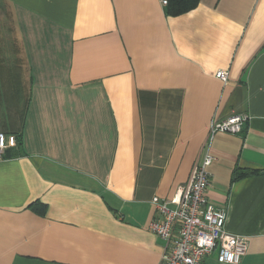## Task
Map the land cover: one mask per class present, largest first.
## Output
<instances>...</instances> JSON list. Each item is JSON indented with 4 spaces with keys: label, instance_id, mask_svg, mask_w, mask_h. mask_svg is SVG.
<instances>
[{
    "label": "crops",
    "instance_id": "1",
    "mask_svg": "<svg viewBox=\"0 0 264 264\" xmlns=\"http://www.w3.org/2000/svg\"><path fill=\"white\" fill-rule=\"evenodd\" d=\"M160 3L0 0V132L20 142L0 157V264H159L152 199L234 114L247 120L214 136L206 194L247 239L239 264H264V0L170 17Z\"/></svg>",
    "mask_w": 264,
    "mask_h": 264
},
{
    "label": "built area",
    "instance_id": "2",
    "mask_svg": "<svg viewBox=\"0 0 264 264\" xmlns=\"http://www.w3.org/2000/svg\"><path fill=\"white\" fill-rule=\"evenodd\" d=\"M166 5V0H160ZM226 71H217L214 78L227 80ZM247 117L230 115L212 120L200 159L194 163L185 185L179 187L170 199L154 197L157 217L149 230L164 242L159 264H202L206 256L215 252L219 264H239L248 244L245 237L225 231L226 209L207 198L208 168L214 157L210 145L216 134L237 135ZM16 144L14 136L0 132V157L3 150Z\"/></svg>",
    "mask_w": 264,
    "mask_h": 264
},
{
    "label": "trees",
    "instance_id": "3",
    "mask_svg": "<svg viewBox=\"0 0 264 264\" xmlns=\"http://www.w3.org/2000/svg\"><path fill=\"white\" fill-rule=\"evenodd\" d=\"M199 0H166V5H165V14L170 16H177V15H181L184 14L190 10H192L193 8H195L198 4ZM15 149H17V147H19V140L17 139V137L15 136ZM10 149V148H9ZM9 149H5L3 150V154L1 155V158L4 159H9L13 156L17 155L16 151H11ZM258 172L256 171H244V170H237L235 169L232 173V181H236V180H240L241 178H245L248 176H253V175H257ZM40 206V207H39ZM33 211H37L41 214H43L45 206L44 205H39V203H32L29 206Z\"/></svg>",
    "mask_w": 264,
    "mask_h": 264
},
{
    "label": "rangeland",
    "instance_id": "4",
    "mask_svg": "<svg viewBox=\"0 0 264 264\" xmlns=\"http://www.w3.org/2000/svg\"><path fill=\"white\" fill-rule=\"evenodd\" d=\"M8 149V148H7Z\"/></svg>",
    "mask_w": 264,
    "mask_h": 264
}]
</instances>
